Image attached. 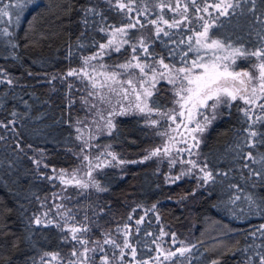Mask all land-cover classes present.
<instances>
[{"label":"trees","instance_id":"1","mask_svg":"<svg viewBox=\"0 0 264 264\" xmlns=\"http://www.w3.org/2000/svg\"><path fill=\"white\" fill-rule=\"evenodd\" d=\"M5 4L10 5L11 15L3 17L0 30L7 28L11 35H0V69L7 74L5 78L0 73V80H5L0 83V123L6 125L0 127V264H41L45 253L64 258L73 248L56 224L34 222L44 209L52 207L55 188L43 176L44 167L71 168L79 161L75 122L84 109L78 98L79 84L66 73L106 40L110 28L125 24L129 17L107 0H32L23 11L11 6L15 0H0V8ZM256 7L264 11L260 0ZM86 8L95 12L85 17ZM250 8L251 3L242 4L234 14L219 17V22L215 19L209 35L251 51L261 47L257 37L260 27L247 11ZM193 26L156 34L148 31V54L163 58L170 66L190 65L197 53L188 51L189 44L198 47ZM101 27L107 31L101 32ZM205 51L202 49L200 56ZM184 53L187 63L182 62ZM153 98V107L165 108L171 94L165 84H159ZM248 123L238 103L233 102L223 107L206 129L199 158L213 173L214 182L200 187L190 178L168 183L165 168L155 160L106 167L97 176L105 191L64 201L71 211L70 220L88 229L81 232L88 240L130 221L128 237L136 249L135 262H152L159 242L166 253L174 252L178 248L171 243L174 239L184 241L181 248L191 250L171 260L161 256L165 264H245L249 257L250 264H259L256 253L264 252V230L260 229L264 214L250 212L246 197L251 195L259 202L264 197V180L249 175L250 169L261 166L245 157L251 152L258 158L264 145L250 148L244 142ZM258 130L264 132V125ZM102 139L125 160L138 159L155 140L138 115L119 117L112 132ZM237 196L240 199L232 203ZM141 217L139 225L133 222ZM161 231L165 233L162 237ZM69 262L61 259L47 264ZM88 264L99 263L94 259Z\"/></svg>","mask_w":264,"mask_h":264},{"label":"rangeland","instance_id":"2","mask_svg":"<svg viewBox=\"0 0 264 264\" xmlns=\"http://www.w3.org/2000/svg\"><path fill=\"white\" fill-rule=\"evenodd\" d=\"M108 2L112 3L113 6L118 7V0H107ZM120 3H123L127 5L128 7L124 9H120L125 11L128 14L129 20L123 25L114 26L115 28L120 27H126L130 24H135V27L132 28H126L127 34L118 36V40H124L127 39L128 43L123 44L120 48V51L117 52L115 50V47H110L104 50L105 54L103 56L97 57L95 60H91L88 62V65H84L83 58L89 57L98 52L99 45L100 44H106L108 42V39L110 38L112 28H110L107 31V38L104 42L100 43L97 48L89 55H86L82 58L81 63L78 66L72 67L71 69H76L78 72H80L81 69H84L88 73V77H85L83 73L81 72V75L79 77L73 76L74 80H76L79 84V90H78V98L83 105L84 114L81 119H78L80 123L75 122V131L77 128H80L82 130V135L85 141L91 145L89 148H85L84 152L79 155V161L78 164L71 168H51V167H44L46 170L43 173L44 177H51L52 179H49L54 186V191L51 194V202L52 207L50 209H44L38 216L41 217L42 220H44V223H47L48 219H51L54 224H59V228L64 233L65 237H67L66 241L70 242L72 247L68 253L67 256L64 258H60V255H57L56 259H52L51 256H43V260L47 263H55L58 262L61 259H65L66 261H77L79 263L80 260L83 259V257L80 256H73L72 251L75 249L77 253L83 252L84 247L77 243V241H74L71 239V233L68 231L70 227H80L78 224H75L73 220H70V210L67 208V205H64V201L70 202V200H73L77 198L78 196L87 195L93 191H96L97 189L95 187H89L87 189L84 188H78L75 186V183L72 184H62L59 179H57V176L59 175L60 169H66L68 172L67 179L72 178L73 170L76 171V179H79L85 183L91 184L92 180H95L98 182L97 176L99 173L106 167H114V168H120L123 167L126 164L123 165H117L115 161L112 162V165H105L102 168H93L92 171V177L89 178L87 175L89 167L88 162L83 160L84 155H88L90 159L92 160V164L95 165L96 163H99L101 161L105 160H111V157L109 156H103L101 157V161H97L95 159L96 156H99L101 152L105 151V146L111 145L108 141H105L104 139L101 140L103 136L109 135V131L107 128V121L111 119L113 125L116 124V121L119 117L123 116H129V115H138L142 118L144 125L145 124V116L143 114H139L134 110V105L136 103V96L135 93L132 90V87L135 86L137 92H142V89L140 87L141 80H149V78L152 75L151 69H146L148 75L142 76L139 69H121L119 65L127 63L132 59V45H136L137 52L135 53L139 62L145 63V64H151L152 67L156 68L158 72L164 71V69L160 68L157 61L160 60V58L152 57L150 54L145 55L142 48H140V41L143 40V42L147 45L145 42V36L148 34V31H152L153 33H157L156 29L161 28L163 31L170 28L168 25L172 24L174 21H180L179 26H187V25H194V33L202 31V25L207 22L210 25H213L215 19L218 16V10L212 7L215 3L218 2V0H196L195 5L191 3V0H119ZM177 3L180 4V7L177 9L176 5ZM161 4L168 5L167 7H164L163 9L160 7ZM187 5L188 11L187 13L184 12V7ZM205 7H207V11H204ZM197 8L200 10L197 11ZM131 9V10H129ZM175 9V11L173 10ZM166 13V14H164ZM168 15V16H166ZM160 17H163V19H160ZM185 17H187L185 19ZM203 19H200V18ZM157 21L156 24H152L151 21ZM164 20L168 21V24L164 23ZM178 26V27H179ZM134 33V34H133ZM204 52L202 57H204L205 62H207L208 59L211 58L212 53L208 52L207 55ZM120 54L119 58H115V55ZM218 55H226L227 53H217ZM110 57H113L110 58ZM133 63H136V61H132ZM259 61L256 57H250L248 59H240L237 60L236 65L234 66L235 71H243V70H249L254 75H259L258 71L253 67V65L257 64ZM166 63V62H165ZM103 65V67H101ZM176 68L182 67V66H175ZM183 67H191V64L188 66ZM201 69H193V72H200ZM117 73L116 80L113 81L111 79H106L107 75H110L111 73ZM175 74V73H173ZM91 77L95 80L96 87L93 88L92 86V79H89ZM132 80V85L130 86L127 81ZM159 84H165L167 86L168 91L171 94L170 104L165 108H159L161 112H167L169 115H176V120L173 122L172 120L168 119L166 116L161 117L156 115L155 113L152 114V119H155L159 121L158 125L149 127L152 131V136H154L155 140L152 142V145L146 149L150 151L153 148L160 147L161 148V154L156 157H152L149 160H155L159 163V167H164L165 171V177L169 176H176L180 172L184 171L187 172L189 168L192 166L187 163L188 160H194L197 162V164L200 167H204L205 165L201 162L199 158V147L192 148L191 149V155L189 154V151H180V149H188L189 146L193 143V140L191 139V136L188 134L187 130L183 128L181 122H187V112L185 110V115L181 117L179 113L181 112V108L178 104H175L174 101L178 99V97L174 94V86L169 84L166 79L164 80H158L156 83ZM149 85L146 83L145 87H148ZM180 84L177 83L175 85V88H179ZM248 95H251V88L252 87H259L258 82H254L253 84H249L248 86ZM155 88V89H156ZM114 90V91H113ZM124 90L127 91L128 98L124 99ZM155 91V90H154ZM89 92L92 93L91 96H89ZM101 96L104 97L103 100H101ZM86 98V101H85ZM227 99V98H225ZM238 103L240 106V109H243L247 107L243 101L236 100L231 101V103ZM212 101H209V104H211ZM230 103V104H231ZM230 104H222L218 107V109L215 110V116L216 118L220 115V110L223 107H228ZM122 109H128L126 114L120 115ZM174 110V111H173ZM202 112H204V115H207L211 117L213 115V111L210 109H201ZM259 109H255L256 114H259ZM110 113H114V115H109ZM215 118V119H216ZM214 119V120H215ZM196 121L203 122L202 116H196ZM212 120V122L214 121ZM211 122V123H212ZM208 124L205 128L206 129L211 125ZM181 124V127L177 129V125ZM196 122L193 121L189 123V128H195ZM114 128H112L113 130ZM111 130V132H112ZM205 131L200 133L196 132L192 135H195L197 139L202 141L203 136L205 134ZM157 133H165V135H158ZM78 135L76 131V136ZM94 137L93 139H89V137ZM174 138V139H173ZM199 143V146H200ZM80 148L83 147V142L79 141ZM165 145H168L170 147L169 155L165 156L163 153V148ZM114 153H116L112 147L108 149ZM145 150L144 154L140 156L137 161H140L143 159V157L147 154V151ZM81 152V151H80ZM117 154V153H116ZM118 156V154H117ZM118 159H122L118 156ZM175 160V165H171L170 161ZM125 161H131V160H125ZM183 161V163H181ZM53 169L56 171L54 172ZM207 170V169H206ZM208 171V170H207ZM202 173L200 172L199 168H193L190 175H186L181 178L182 179H192L197 187H200L204 185L202 180H199L198 177H201ZM99 183V182H98ZM199 185V186H198ZM57 205H61L59 209H57ZM48 213V216L45 217L44 214ZM137 220H134L133 222L136 223ZM125 225H128V233L130 229V221L127 223H123L120 225L115 226L111 231L108 233H104L99 238H94L92 240H88V238H85V236L82 235V233H77V236L80 239H84L89 241V243L86 245L89 249H96L94 252H89L88 256L90 257L88 263L92 262V260H97L99 264H102V257L107 256L109 259V264H137L135 262V259H133L131 255V249H124V256L121 257L120 255V249L115 248L112 245H106L103 243L104 239L106 237H110L111 239H115L116 242L123 247L124 244V228ZM117 229H120V231H117ZM182 242H174V239H172V244L176 243V246L178 245V248H181ZM175 245V244H174ZM160 249L166 253V251L162 248L161 242L158 243ZM175 246V247H176ZM57 254V253H56ZM161 255L157 250L156 254L154 256V259L150 264H165L164 262H161ZM156 257H159V262L155 259ZM41 260V259H40Z\"/></svg>","mask_w":264,"mask_h":264},{"label":"snow or ice","instance_id":"3","mask_svg":"<svg viewBox=\"0 0 264 264\" xmlns=\"http://www.w3.org/2000/svg\"><path fill=\"white\" fill-rule=\"evenodd\" d=\"M261 3H264V0H260ZM32 3V0H15V4L11 5L12 7H15L16 9H19L20 11H23V9ZM191 3L195 5L196 0H191ZM252 4V8L247 9V11L252 13V16L254 17V22L260 27V31L257 33L258 40L262 43L261 47L256 48L254 51L248 50L245 48L242 44L237 47L235 45V42H230L226 38H212L209 35L210 28H212L214 25H210L209 23L205 22L202 25V31L194 33L196 40L195 44L198 47H193L192 44H189L188 51L192 52L195 51L197 53L196 59H194L191 62V67H179L176 68L174 65L170 66L169 64L165 63L163 58H161L157 63L159 64L160 68L164 69L162 72H158L156 68L152 67L151 64H145L139 62L136 52L137 47L136 45H132V59L128 61L127 63L119 65L121 69H139L142 76H147L148 73L146 69H151L152 75L149 78V80H141L140 87L142 89V92H137L135 86L132 87L133 92L136 96V103L134 105V110L139 113L143 114L145 116V124L147 127H153L158 125L159 121L152 119V114L155 113L158 116L161 117H167L168 119L175 122L176 115H169L167 112H161L159 107H153L152 105L156 104L155 99L153 98V93L156 88V83L158 80H164L166 79L169 84L174 86V94L178 99L174 101L175 104H178L181 108V112L179 115L183 117L185 115V110L187 112V122H181L183 128H185L188 132V134L191 136V139L193 140V143L189 146L188 149H180V151H189V154L191 155V149L199 147L200 141L197 139L195 135H192L196 132H204L205 128L208 124L212 122L216 118L215 116V110L218 109L219 106L222 104H230L231 101L241 100L244 102V104L247 106L243 109H240V111L243 113V116L247 118L248 128H246L244 131L247 132V137L245 138V143L248 144L250 148H256L258 145H264V132H261L258 130V126L264 125V11H261L257 9V0H218L217 3L212 5L213 8L218 10V16L217 21L219 22V17H228L235 13V10L237 8H240L242 4ZM168 5L161 4L160 7L163 9L164 7H167ZM10 5L5 4L4 7L0 8V22H2L3 17L10 16V12L8 11V8ZM118 7L120 9H124L128 7L127 5L120 3L118 0ZM180 7V4L177 3L176 8L178 9ZM131 10V9H129ZM175 11V9H173ZM200 9L197 8V11ZM207 7H205L204 11H207ZM85 11V17H87L89 14H92L95 12V9L93 8H86ZM188 8L187 5L184 7V12L187 13ZM260 13V14H258ZM17 20L19 19V13L16 14ZM187 17H185L186 19ZM160 19H163V17H160ZM200 19H203L202 17ZM11 21H9L10 23ZM253 21H250L252 23ZM152 24H156L157 21L153 20L151 21ZM165 24H168L167 20H164ZM85 26L88 24L87 18L84 20ZM180 24V21H174L172 24H169L168 26L170 28L172 27H178ZM220 27H223L224 24L220 23ZM135 27V24L127 25L126 27H120V28H112V32L110 35V38L108 39V42L106 44H100L99 45V51L93 54L89 57H84V65L87 66L88 62L91 60H95L99 56H103L105 54L104 50L110 47H115V50L117 52L120 51V48L123 44H127L128 40H118V36L126 35L127 30L126 28H132ZM101 32H106L107 29L104 27L100 28ZM157 33L163 31L161 28L156 29ZM0 35L10 36L11 33L8 31L7 28H4L0 30ZM164 35H168L167 32H164ZM189 41H191L192 37L188 38ZM180 43H184L183 40L180 41ZM140 48L143 49L145 55L148 54V48L147 45L143 42V40L140 41ZM202 49H206L207 52L205 55L208 54V52L212 53V56L210 59L205 62L204 57L200 56V51ZM217 53H227L226 55H218ZM71 54V53H70ZM187 53L182 54V62L187 63L186 61ZM250 57H256L259 61L257 64L253 65V67L258 71L259 75H254L249 70H243V71H235L234 66L237 63V60L240 59H248ZM132 61H136V63H133ZM103 67V65H101ZM193 69H201L200 72H193ZM81 72L85 77H88L87 71L84 69H81L80 72H78L76 69H70L67 71L66 76L68 77H79L81 75ZM0 73H3L5 78H7V74L4 73L3 69H0ZM175 73V74H173ZM31 75V73H29ZM117 73L113 72L110 75L106 76V79H111L113 81L116 80ZM55 77H53L54 79ZM89 79H92L89 77ZM5 80H0V83H4ZM6 82L8 84H12L11 79H6ZM254 82H258V89L257 87L251 88V95H248V85L253 84ZM127 83L131 86L132 80H128ZM148 84V87H145V84ZM179 83L180 87L175 88V85ZM92 86L93 88L96 87L95 80L92 79ZM71 87V85H69ZM114 91V90H113ZM92 93L89 92V96H91ZM128 98L127 91L124 90V99ZM227 98V99H225ZM104 97L101 96V100H103ZM86 101V98H85ZM209 101H212L211 104H209ZM201 109H210L213 111V115L211 117L204 115V112L201 111ZM255 109H259V114H256ZM128 109H122L119 113L120 115L126 114ZM174 111V110H173ZM13 116L16 115L15 112L12 113ZM114 115V113L109 114ZM196 116H202L203 122L196 121ZM195 121L196 127L195 128H189V123ZM11 123V122H10ZM77 123H80L77 121ZM181 124L177 125V129L181 127ZM0 127H6V125H3L0 123ZM115 125H113L111 119L107 121V128L109 131V134L111 133L112 128H114ZM78 135L76 136V139L78 141L83 142V147L81 148V152L77 153V155H80L84 152L85 148L91 147L87 141L84 140L82 135V130L80 128L76 129ZM158 135H165V133H157ZM94 137H89V139H93ZM0 139H3V137H0ZM174 139V138H173ZM19 147V145H17ZM31 147V146H29ZM237 147H240V145H237ZM111 148V145L105 146V151L101 152L99 156H96L95 159L97 161H101V157L103 156H109L111 157V160H105L101 161L99 163H96L95 165L92 164V160L88 155L83 156V160L88 162V173L87 175L89 178L92 177V171L93 168H102L105 165H112V162L115 161L117 165H123L126 163L130 164H136V163H143L144 161H147L151 159L152 157L159 156L161 154V148L156 147L151 149L150 151H147V154L143 157L142 160H131V161H125L118 159V156L116 153L108 150ZM170 147L168 145H165L163 148V153L165 156L169 155ZM246 160L252 161L253 164H259L261 167L259 170H251L249 172V175H255L261 180H264V153L259 154L258 158L256 156H253L251 152L247 154L245 157ZM35 163L39 164L40 161H34ZM176 161L171 160L170 164L175 165ZM183 163V161H181ZM188 164H190L192 167L187 170V172H180L176 176H169L166 177V182L168 183H175L176 181L181 180L182 177L186 175H190L193 168H199L200 172L202 173L201 177H198L199 180H202L204 184H208L209 182H214L215 177L213 176V173L211 171H207V165L204 167H200L196 161L194 160H188ZM46 166V165H45ZM245 168H248L249 165L246 163L244 165ZM55 172L56 170L53 169ZM76 171L73 170L72 178L67 179L68 172L66 169H60L59 175L57 176V179L61 181L62 184L68 185L75 183V186L78 188H84L87 189L90 186L95 187L98 191H105V189L101 188L99 183L95 180L91 181V184L85 183L79 179H76ZM47 179H52L51 177H47ZM199 186V185H198ZM232 187H236L235 185H232ZM240 199V197H235L232 200V203H235V200ZM248 203H249V211L255 212L256 215L264 214V197L259 199V202L256 198L249 195L246 197ZM57 209L61 207V205L56 206ZM153 208H155V205H153ZM135 211V209L133 210ZM45 217L48 216V213L44 214ZM71 218V217H69ZM131 219V216L129 217ZM143 217L140 218V220H137L136 223L139 225L143 221ZM35 224L40 225L44 223V220L41 219L40 216H36L35 218ZM47 224H53V221L51 219L47 220ZM57 227L60 225L57 224ZM128 225H125L124 228V244L123 247H121L115 239H111L110 237H106L103 241L106 245H112L115 248L120 249V255L121 257L124 256V249L128 248L131 249V255L133 259L136 257V249L132 247V245L129 243V237H128ZM260 229L264 230V224L260 225ZM88 229L86 227H70L68 231L72 234L71 239L74 241H77L78 244L85 246L83 252L77 253L75 249L72 251L73 256H80L83 257L82 260L79 261V264H88V261L90 257L88 256L89 252H94L96 249H89L86 247V245L89 243V241L80 239L77 236V233L86 232ZM117 231H120V229H117ZM264 235V232L261 233ZM148 235H151V233H148ZM161 237L165 235L163 231L160 233ZM175 234H173L174 236ZM252 235H255V233H252ZM67 239V237H65ZM155 243V241H153ZM190 248H177L174 252L169 251L167 253L163 252L159 246H157V251L163 255L164 260H171L173 257L184 256L185 253L190 252ZM45 256H51L52 259H56L57 255L56 253H45ZM256 255L259 257V264H264V252L256 253ZM159 262V257L155 258ZM251 257H249V260L245 262V264H250ZM41 264H47L46 261L43 260V257L41 258ZM69 264H77V261H70ZM102 264H109V259L107 256L102 257ZM137 264H150L149 260L144 261H137ZM212 264H218V261H213Z\"/></svg>","mask_w":264,"mask_h":264}]
</instances>
